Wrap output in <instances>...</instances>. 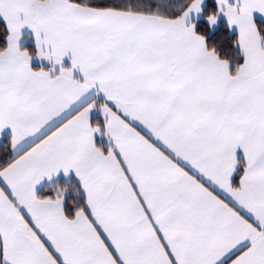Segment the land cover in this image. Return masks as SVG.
Returning <instances> with one entry per match:
<instances>
[{"label": "snow or ice", "instance_id": "obj_1", "mask_svg": "<svg viewBox=\"0 0 264 264\" xmlns=\"http://www.w3.org/2000/svg\"><path fill=\"white\" fill-rule=\"evenodd\" d=\"M0 264H264V0H0Z\"/></svg>", "mask_w": 264, "mask_h": 264}]
</instances>
